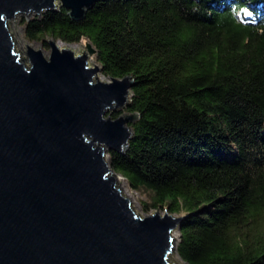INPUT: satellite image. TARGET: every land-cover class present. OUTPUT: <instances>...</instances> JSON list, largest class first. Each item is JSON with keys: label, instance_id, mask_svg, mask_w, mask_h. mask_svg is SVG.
Wrapping results in <instances>:
<instances>
[{"label": "trees", "instance_id": "1", "mask_svg": "<svg viewBox=\"0 0 264 264\" xmlns=\"http://www.w3.org/2000/svg\"><path fill=\"white\" fill-rule=\"evenodd\" d=\"M20 21L29 42L84 39L106 78L130 77L132 136L108 164L150 193L144 213L184 215L185 264H264V0H97L81 20Z\"/></svg>", "mask_w": 264, "mask_h": 264}, {"label": "water", "instance_id": "2", "mask_svg": "<svg viewBox=\"0 0 264 264\" xmlns=\"http://www.w3.org/2000/svg\"><path fill=\"white\" fill-rule=\"evenodd\" d=\"M96 1L0 0V264H175L184 215L135 214L105 158L132 136L135 114L111 117L130 77L99 81L89 43L75 56L46 40L47 57L25 45L22 59L7 27L59 7L81 20Z\"/></svg>", "mask_w": 264, "mask_h": 264}, {"label": "rangeland", "instance_id": "3", "mask_svg": "<svg viewBox=\"0 0 264 264\" xmlns=\"http://www.w3.org/2000/svg\"><path fill=\"white\" fill-rule=\"evenodd\" d=\"M34 14L33 13H30V14H27V15H22L23 17H31L33 16ZM20 15H16L13 19L9 20L8 21V24H7V27H8V30L9 32L11 33V36H12V41H13V44H14V49L15 51L20 54V57L22 59H26L27 60V57H26V47H31L33 49H41L44 56H48V53H49V47L46 45L44 46L40 41L36 42V41H33V42H29L25 36H24V32H23V26L21 25V21H20ZM46 40H49L51 41L52 39L51 38H48V37H45L44 38V41L46 42ZM59 42L61 43V48H69L70 50L73 51L74 55H78V54H81L83 52H87V49H86V45L88 44V42L84 39L80 40L79 42L77 43H71V44H67V43H63L59 40H55V43L56 42ZM73 47V49L71 47ZM25 64L28 65V62L25 61ZM87 65L90 67H94V66H97L99 67V65L97 63H95V60H94V56L93 54H88V58H87ZM96 78L99 80V81H103V82H108L109 79L106 78L101 72H98L96 74ZM119 113H122L121 115H124L126 114L127 112L125 111L124 108H122ZM118 113H115L113 115H116ZM117 117V116H116ZM106 160H108V156L106 155L105 156ZM115 177H118L120 178L119 180V183L116 185L120 188V191H122V196L124 197H127L130 201V207L131 209L134 211L135 214L139 215V216H146L148 214H152L154 211L158 210L159 213L162 215V213L165 212V209H152L150 210L149 213H144L142 211V208L144 206V204L146 203H150L151 202V198H150V193L145 191V190H133L129 187V185L127 184V182L125 181V179H123L119 174H116L115 173ZM174 216H176L177 214H173ZM174 234V235H173ZM172 235L175 239V243L178 239V232H177V229L174 230L172 232ZM168 259L170 262L172 263H175V264H185L176 254L175 250H172L168 256Z\"/></svg>", "mask_w": 264, "mask_h": 264}, {"label": "bare ground", "instance_id": "4", "mask_svg": "<svg viewBox=\"0 0 264 264\" xmlns=\"http://www.w3.org/2000/svg\"><path fill=\"white\" fill-rule=\"evenodd\" d=\"M56 45L60 48L61 47V43H59L58 41L56 42ZM71 47V46H70ZM72 49H73V47H71ZM116 175L115 174H112V177H114V179H115V182L117 183V185H118V183H119V180H120V178H118V177H115ZM121 192V194H123L122 193V191H120ZM124 195V194H123ZM174 235V234H173Z\"/></svg>", "mask_w": 264, "mask_h": 264}]
</instances>
